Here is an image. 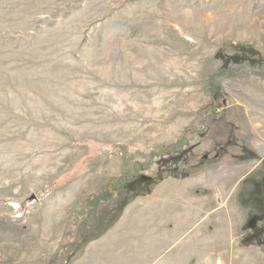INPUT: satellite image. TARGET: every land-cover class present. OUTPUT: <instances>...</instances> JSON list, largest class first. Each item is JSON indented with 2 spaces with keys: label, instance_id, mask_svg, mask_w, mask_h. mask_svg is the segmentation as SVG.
<instances>
[{
  "label": "rangeland",
  "instance_id": "obj_1",
  "mask_svg": "<svg viewBox=\"0 0 264 264\" xmlns=\"http://www.w3.org/2000/svg\"><path fill=\"white\" fill-rule=\"evenodd\" d=\"M227 4L0 0V264L148 261L180 210L264 264V0Z\"/></svg>",
  "mask_w": 264,
  "mask_h": 264
},
{
  "label": "crops",
  "instance_id": "obj_2",
  "mask_svg": "<svg viewBox=\"0 0 264 264\" xmlns=\"http://www.w3.org/2000/svg\"><path fill=\"white\" fill-rule=\"evenodd\" d=\"M219 1L217 0V2ZM232 1L235 2L236 0H223V2L228 3L226 5L228 8L234 6L230 4ZM246 1L248 0H239V3H246ZM249 1L255 3L259 0ZM175 212H178V214L169 215L171 218L163 222L161 237H164L165 241H163L164 239L158 241L159 248L162 249L158 256L148 258V261L146 260L147 258H143L141 263L132 259L130 262L121 264H232L231 260L235 261L234 264H245L246 256H241V253L239 254L238 252L235 253L239 254V256L231 257L230 252L225 254V256H216L214 236L208 235L207 240H204L205 238L199 239V234L195 231L196 228L193 229L192 226L182 225L177 218L189 214H182V210ZM214 213H223L224 216H227L225 213L230 212L225 209L210 211V215Z\"/></svg>",
  "mask_w": 264,
  "mask_h": 264
},
{
  "label": "trees",
  "instance_id": "obj_3",
  "mask_svg": "<svg viewBox=\"0 0 264 264\" xmlns=\"http://www.w3.org/2000/svg\"><path fill=\"white\" fill-rule=\"evenodd\" d=\"M220 97H221V96H220ZM220 97H218V98H220ZM214 100H216V101H217V98H216V97H213V101H214Z\"/></svg>",
  "mask_w": 264,
  "mask_h": 264
},
{
  "label": "bare ground",
  "instance_id": "obj_4",
  "mask_svg": "<svg viewBox=\"0 0 264 264\" xmlns=\"http://www.w3.org/2000/svg\"><path fill=\"white\" fill-rule=\"evenodd\" d=\"M221 264V263H220Z\"/></svg>",
  "mask_w": 264,
  "mask_h": 264
}]
</instances>
